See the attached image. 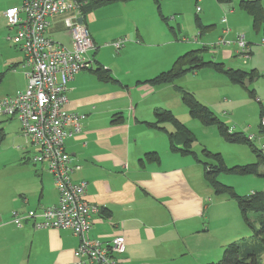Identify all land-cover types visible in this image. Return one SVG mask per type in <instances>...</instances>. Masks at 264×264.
Wrapping results in <instances>:
<instances>
[{
  "label": "crops",
  "instance_id": "crops-1",
  "mask_svg": "<svg viewBox=\"0 0 264 264\" xmlns=\"http://www.w3.org/2000/svg\"><path fill=\"white\" fill-rule=\"evenodd\" d=\"M21 1L0 0V97L14 95L26 86L24 55L6 40L12 32L2 17ZM169 15L157 11L152 0L117 2L87 12L83 22L93 43L89 53L92 67L66 84L65 109L85 115L81 135L65 140L70 165L80 167L71 178L86 183V202L99 208L89 236L102 243L116 234L124 240L125 253L118 256L119 264H217L229 244L251 239L236 203L212 193L193 144L197 160L170 149L167 133L174 130L170 124H164L165 131L147 125L160 109L173 112L190 130L198 124L190 118L177 88L209 108L191 87L200 76L198 71L171 85L144 83L169 70L176 58L191 50L184 43L187 39L179 41L169 31V26L178 25L184 31L185 17ZM63 18L50 19L48 35L69 48ZM120 37L128 42L116 52L111 43ZM198 40L195 34L193 41ZM210 53L219 63L233 60L226 48L217 51L213 47ZM98 67L109 71L115 82H102L94 76ZM233 102L224 99L222 106L227 108ZM259 116L260 112L256 121ZM115 117L122 121L112 123ZM3 121L8 123L0 126L2 142L13 144L8 149L15 157L0 178V264H74L73 251L79 241L71 231H35L29 222L18 229L11 223L13 211L23 214L55 205L57 192L46 170L30 163L35 148L21 134L18 122ZM149 153H155L157 160H145Z\"/></svg>",
  "mask_w": 264,
  "mask_h": 264
},
{
  "label": "built area",
  "instance_id": "built-area-1",
  "mask_svg": "<svg viewBox=\"0 0 264 264\" xmlns=\"http://www.w3.org/2000/svg\"><path fill=\"white\" fill-rule=\"evenodd\" d=\"M87 1L22 0L19 6L8 8L2 14L7 30L12 32L6 35V40L24 55L26 86L14 95L0 97V119L18 122L21 134L35 148L30 163L46 170L57 192L55 205L23 214L13 211L10 219L18 229L29 222L35 231H71L79 241L73 251L74 264H119L118 256L126 248L121 235L116 234L111 241L103 243L89 236L93 215L99 213V208L86 202V183L72 180L71 174L80 167L70 165V156L65 151V140L81 135V122L85 119V115L68 112L65 106L67 82L92 67L89 57L92 39L84 22L77 23L78 18H84L80 10ZM196 10L200 11L199 7ZM55 16H64L63 27L71 40L69 48L52 41L48 35L50 19ZM221 21L226 23L225 18ZM223 33L231 31L226 27ZM244 37L237 35L234 43L235 56L246 65L251 58L250 46ZM126 42L127 38L120 37L111 46L118 52ZM260 120L264 131V116ZM254 138L247 135L248 140Z\"/></svg>",
  "mask_w": 264,
  "mask_h": 264
},
{
  "label": "rangeland",
  "instance_id": "rangeland-1",
  "mask_svg": "<svg viewBox=\"0 0 264 264\" xmlns=\"http://www.w3.org/2000/svg\"><path fill=\"white\" fill-rule=\"evenodd\" d=\"M152 1L157 9L156 3L154 0ZM243 1L254 0H230L229 2L219 0H159L158 11L169 12V16L185 17L184 31L179 25V27H174L176 28V36L179 41L182 38L187 39V42L184 43L189 45L188 47L191 50L188 51L203 50L202 59L205 62L215 61L212 59L214 54L210 53V48L216 47L217 51L226 48L232 53L231 57L233 60L230 64L229 62L224 63V69L239 70L245 73L254 71V76L249 80V84L242 86L240 84H232L224 73L217 72L214 68L208 66L196 70L198 71L197 73H200V76L196 82L191 83V87L195 91L196 97L203 98L209 103V108H207L213 112L218 120L225 122L228 127L234 129L233 133H243V131L247 132L245 133L247 135L253 133L255 138L252 142L254 146L261 150L264 145V132L259 133L258 123H260V120L257 119L258 121H256L255 116L260 112L261 107L264 108V45L262 44L264 32L262 29L257 33L254 32L250 16L239 8L240 2ZM196 2L199 3L200 11L196 10ZM260 2L264 8V0H260ZM171 12H175V15ZM223 18H226L227 24L222 23L221 20ZM226 27L228 29L231 28V33H223ZM195 34L197 38L199 37L198 43L193 41ZM244 34L245 41L249 43L251 48V59L246 65L235 56L234 49L237 46L233 43L237 35ZM192 73L188 72L185 75ZM250 91H253L254 97L250 96ZM224 99H228L229 102L233 100L234 102L226 108L222 106ZM223 118L225 119L224 121H222ZM7 123L0 119V126H4ZM250 126L251 129L249 128ZM239 129H243V131L241 132ZM190 131L195 136L193 148H196L195 150L198 151L197 153L200 155L201 160L210 166L215 167L218 163L216 160L205 159L201 156L203 150L210 154H219L220 159L227 168L247 166L256 163L258 160L250 146L226 142L213 126L205 127L198 123ZM2 141L0 139V178L6 171V165L15 157V154L8 149L13 144L9 142L8 146L7 142L3 143ZM262 156L264 157V150H262ZM217 178L221 185L232 188L233 193L237 197L240 196L247 199L253 195L256 198L264 199L263 165L257 169L256 173L241 175L222 172L218 174ZM212 193L216 196H224L215 194L214 190H212ZM234 203L236 202L234 201ZM260 219L261 217L258 214L252 213L249 215L250 224L255 229H258ZM245 228L251 239L240 238L236 243H241L243 240H247L249 243L253 242L252 231L247 227L246 223ZM260 264H264V256L261 257Z\"/></svg>",
  "mask_w": 264,
  "mask_h": 264
},
{
  "label": "trees",
  "instance_id": "trees-1",
  "mask_svg": "<svg viewBox=\"0 0 264 264\" xmlns=\"http://www.w3.org/2000/svg\"><path fill=\"white\" fill-rule=\"evenodd\" d=\"M130 0H88V4L85 5L81 10V14L85 16L87 12L93 11V9L103 7L108 4L117 2H127ZM229 2L230 0H219ZM157 5V11L159 10V0H154ZM239 8L244 10L252 20V28L254 32H258L260 29L264 32V8L261 5L260 0L254 1H243L240 2ZM165 21L164 18H162ZM169 31L173 37L176 36V28L169 26ZM249 45V43H248ZM250 46V45H249ZM203 50L188 51L183 53L181 56L176 58L171 65L170 69L164 72L158 73V76L146 80L144 82L152 87H159L163 85H171L176 80L183 78L188 72H195L198 69L206 68L208 66L214 68L217 72L224 73L232 84L244 85L243 81L252 79L254 76V71L243 72L239 70L224 69V64L222 62L208 61L205 62L202 59ZM251 57V48H250ZM247 64V63H246ZM94 76H96L102 82H115L113 77L110 75L109 71L104 70L102 67H98L93 70ZM181 102L183 106L188 111L190 118L197 123L205 127H215L218 134L221 135L226 142L230 144H244L250 146L252 152L258 159L256 163L247 166H237L232 168H227L224 166L219 154H210L209 152L203 150V157L205 159H213L217 161V166H210L203 160H197L194 153L191 150L192 144L195 142V136L191 133L188 127L179 122L175 117L174 113L166 109L155 110L154 121L148 122V126L159 131L164 130V124H170L174 130L172 133H167L169 138V147L174 151H178L183 155L191 154L193 157L203 165L205 173V181L214 190L215 194L224 195L234 200L237 205V209L240 210L241 217L252 231L254 240L253 242H248L247 240L241 241V243H231L224 250L220 261L217 264H259V257L264 254V199L256 198L252 195L251 198L244 199L242 197H237L232 188L228 186L221 185L218 181V174L222 172H229L233 174H250L256 173L260 166H264V157L262 156V150L254 146L253 142L247 139V135L243 133H233V129H230L225 122L218 120L213 112L207 108L203 103H201L193 94L186 91L185 89L177 88ZM250 96L253 95V91L249 92ZM259 102V101H258ZM264 116V108L261 107L260 118ZM121 117H115L111 122H120ZM261 122V120H260ZM263 129L260 128L259 123V133H263ZM0 139L2 135L0 133ZM157 160L155 153H149L146 155L145 160ZM255 213L258 214L261 219L258 229H255L250 224L249 215Z\"/></svg>",
  "mask_w": 264,
  "mask_h": 264
},
{
  "label": "water",
  "instance_id": "water-1",
  "mask_svg": "<svg viewBox=\"0 0 264 264\" xmlns=\"http://www.w3.org/2000/svg\"><path fill=\"white\" fill-rule=\"evenodd\" d=\"M81 22H83V17H80V18L77 19V23L80 24ZM248 82H249L248 79H246V80L243 81V83H244L245 86L249 84Z\"/></svg>",
  "mask_w": 264,
  "mask_h": 264
}]
</instances>
